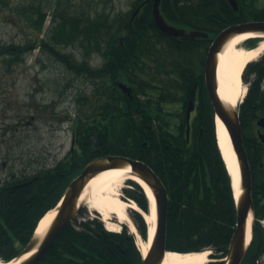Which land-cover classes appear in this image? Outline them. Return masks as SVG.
<instances>
[{
    "label": "trees",
    "instance_id": "16d2710c",
    "mask_svg": "<svg viewBox=\"0 0 264 264\" xmlns=\"http://www.w3.org/2000/svg\"><path fill=\"white\" fill-rule=\"evenodd\" d=\"M141 1L133 0L128 12L112 15L103 9L91 16L88 7H72L57 0L46 37L22 43L0 41V56L8 64L24 61L28 52L39 47L75 78L92 86L89 94L79 96V92L76 97L83 106L73 119V156L35 176H23L0 186V258L17 255L30 239L38 219L58 203L81 167L107 154L140 158L162 180L168 193L167 249L186 252L212 248L225 252L236 223L235 201L215 140L213 111L202 78L203 64L208 44L218 31L234 23L264 19V4L237 0L239 10L235 12L227 0H161L160 9L168 22L209 33L208 38H175L157 27L151 2L143 6L132 23L128 22ZM21 12L35 30L42 29L47 17L45 6L37 2ZM72 44L80 52L79 61L64 51ZM94 53L103 60L99 67L88 65ZM251 73L254 76L239 113L252 166L259 156L250 150L253 136L249 130L254 119L264 112V91L259 89L264 78V58L247 66L244 79L248 80ZM115 80L130 84L132 96L113 90ZM195 82L196 110L187 138L185 107ZM70 85L71 81L67 86ZM131 183L128 196L147 211L141 187ZM257 188L259 193L255 192ZM252 198L255 218L264 217V183L257 182L255 174ZM133 216L145 238L146 225L141 215L135 212ZM256 241H264L259 224L254 225L251 246ZM37 264H142V258L133 236L124 227L120 232L107 231L99 219L85 218L69 223Z\"/></svg>",
    "mask_w": 264,
    "mask_h": 264
},
{
    "label": "rangeland",
    "instance_id": "374dc122",
    "mask_svg": "<svg viewBox=\"0 0 264 264\" xmlns=\"http://www.w3.org/2000/svg\"><path fill=\"white\" fill-rule=\"evenodd\" d=\"M57 0H0V41L6 43H22L46 37L50 24L51 10ZM264 4V0H258ZM39 2L45 6L47 17L41 30H35L25 15L21 12L30 4ZM64 5L84 6L90 10V15L105 10L114 15L117 12H128L133 0H60ZM28 14V13H25ZM71 53L74 59H81L76 44L64 49ZM103 60L94 53L89 61L91 66L99 65ZM71 86L67 88L68 82ZM81 91L89 94L91 86L84 79L75 78L65 68L39 51L36 47L25 55V60L8 64L0 56V181L15 172L20 173L23 164L29 165L25 172L50 168L56 161L63 158L69 151L71 139V119L76 117L81 101L74 99V94ZM63 116L68 118L63 119ZM71 118V119H70ZM2 161H6L2 166ZM121 192L127 199L125 183ZM82 212L76 215V220L98 218L95 210L82 204ZM136 210L127 209L128 221L124 222L126 230L133 235L137 246L143 244L140 238L137 222L132 216ZM147 227L151 221H146ZM112 222L117 220L114 217Z\"/></svg>",
    "mask_w": 264,
    "mask_h": 264
},
{
    "label": "water",
    "instance_id": "95a60500",
    "mask_svg": "<svg viewBox=\"0 0 264 264\" xmlns=\"http://www.w3.org/2000/svg\"><path fill=\"white\" fill-rule=\"evenodd\" d=\"M147 1L148 0L143 1L134 10L131 15V21L139 12L142 5ZM152 1L155 22L165 33L175 37H208V33L205 31L186 29L184 27L169 24L160 13L159 5L161 0ZM227 1L235 11H238V4L236 0ZM242 33H254L253 36L260 38L255 44L251 46L250 49L256 48L258 43L264 38V20H251L242 23H236L222 29L213 38L205 60V85L211 101L215 120L219 119L228 131L233 149L237 156L240 171L241 193H239V195L236 197L237 225L229 243V259L227 264H238L241 256L243 255L247 218L253 207L251 198L252 182L250 166L246 151L243 146L238 109L223 102L218 95L216 68L218 63V53L221 51L223 45L229 39ZM118 86L124 92L129 93L131 91L130 87L121 82L118 84ZM191 104L192 100L189 101V105L187 107V119L189 117ZM261 122H264V118L262 117L257 121V123L260 124ZM188 129L189 127H187V132ZM260 137L264 138L263 135H260ZM126 166H129L132 173L137 175L150 187L156 203L157 217L155 229L149 244L150 246L148 247L146 253V257H144L142 264H160L166 252L165 235L166 212L168 204L166 189L155 171L146 162L138 158H132L123 155H106L88 161L83 166L80 174L72 179V181L66 187L63 194L64 197L62 196V201L60 200L61 203H58L59 205L56 206L55 216L43 235H36L34 231L28 243L12 260L18 261L17 264H36L77 213L81 204L79 202V197L88 181L104 170ZM26 254L29 255L26 256Z\"/></svg>",
    "mask_w": 264,
    "mask_h": 264
},
{
    "label": "bare ground",
    "instance_id": "6f19581e",
    "mask_svg": "<svg viewBox=\"0 0 264 264\" xmlns=\"http://www.w3.org/2000/svg\"><path fill=\"white\" fill-rule=\"evenodd\" d=\"M253 35L254 33H242L234 36L223 45L218 53L216 68L218 95L223 102L234 107L237 106L247 90V86L242 80L245 65L264 54V38L255 49H247L243 46V42L250 37H254ZM216 135L221 153L232 176V187L237 197L241 193L239 164L228 131L219 119H216ZM128 179L136 181L142 187L150 205L148 213L135 206L131 200L122 198L121 189ZM79 202L98 212L105 227L110 231H118L121 223L128 221V208L140 211L146 221H151V225L148 228V239L143 241V244H139L141 253L143 255L146 253L155 229V199L150 187L132 173L129 166L104 170L91 178L84 187L79 197ZM55 213L56 209L53 208L41 217L35 230L36 235H43ZM111 217H114L117 223L112 222L110 220ZM251 222L252 214L250 213L247 218L246 242L252 237ZM208 253V250L188 253L166 251L160 264H203L208 261ZM17 263L18 261L15 260L6 262L0 259V264Z\"/></svg>",
    "mask_w": 264,
    "mask_h": 264
},
{
    "label": "flooded vegetation",
    "instance_id": "af4514ba",
    "mask_svg": "<svg viewBox=\"0 0 264 264\" xmlns=\"http://www.w3.org/2000/svg\"><path fill=\"white\" fill-rule=\"evenodd\" d=\"M204 72V70H203ZM204 74V73H203ZM256 121V120H255ZM264 133V126L263 127H259V126H255L254 128V132H253V140L251 145H250V150L252 152L253 155L259 156V160L254 163L252 165V169L253 170V175H256V181L257 182H262L264 183V138L262 140H260L258 138V133ZM74 137L72 134L71 137V147L69 149V151L65 154V156L68 153H72L73 152V148H74ZM249 144V143H248ZM2 166L5 165V161H2L1 163ZM29 168V167H27ZM25 169H23L24 173H25ZM32 171V170H31ZM26 173H31V172H26ZM257 184V183H256ZM261 190L260 188H257L255 190L256 193H259ZM255 224H257L255 222ZM254 239V232L252 233V237H251V241L249 242L248 246L244 249V253L241 256L239 263L238 264H264V241H256L254 243V246H251V242ZM224 252L223 250H216L214 253L220 254ZM228 250L226 249L224 254H222V256H218L215 258L216 262L219 263L221 262L222 264H225L226 259L225 256L227 255Z\"/></svg>",
    "mask_w": 264,
    "mask_h": 264
}]
</instances>
